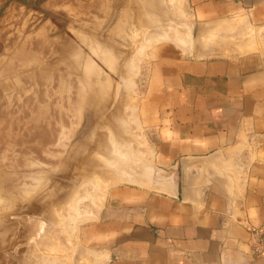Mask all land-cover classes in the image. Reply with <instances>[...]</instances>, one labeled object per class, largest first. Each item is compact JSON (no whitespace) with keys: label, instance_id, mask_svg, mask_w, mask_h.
Listing matches in <instances>:
<instances>
[{"label":"rangeland","instance_id":"rangeland-1","mask_svg":"<svg viewBox=\"0 0 264 264\" xmlns=\"http://www.w3.org/2000/svg\"><path fill=\"white\" fill-rule=\"evenodd\" d=\"M124 1L117 11L113 0L95 8L90 4L99 0H0V86L7 90L5 117L0 122V264H28L37 258L43 264H86L90 251L85 250L80 232L97 220L109 190L129 183L148 186L102 170L122 165L106 155L109 150L104 143L116 144L111 125L117 117L112 116L124 113L134 137L132 151H114L127 158L123 166L131 175L144 180L139 170L147 164L154 168L151 137L157 117L152 103L156 68L161 59L191 54L198 27L188 0H180L177 14L193 24L191 36L187 34L190 45L183 40L154 41L142 56L137 51L143 32L138 5ZM42 35L49 37L47 47L35 48L29 55V47L41 41ZM67 41L75 49L70 60L58 50ZM23 46L26 54H19ZM129 57L137 64V72H132L131 97L126 98L120 85ZM87 58L98 69L91 77L85 74ZM77 59L79 67H68L69 61L72 65ZM79 79L98 80L97 95L78 99ZM31 99L45 104L43 115L37 114L38 106H32ZM123 102L131 107L124 109ZM44 223L50 232L39 236Z\"/></svg>","mask_w":264,"mask_h":264},{"label":"crops","instance_id":"crops-1","mask_svg":"<svg viewBox=\"0 0 264 264\" xmlns=\"http://www.w3.org/2000/svg\"><path fill=\"white\" fill-rule=\"evenodd\" d=\"M188 3L208 48L160 60L152 182L109 190L80 232L86 264H264V0Z\"/></svg>","mask_w":264,"mask_h":264},{"label":"bare ground","instance_id":"bare-ground-1","mask_svg":"<svg viewBox=\"0 0 264 264\" xmlns=\"http://www.w3.org/2000/svg\"><path fill=\"white\" fill-rule=\"evenodd\" d=\"M104 1L105 0H99V2H96V3H93V4H90L91 6L90 7H93V8H95V7H97L98 5H101V6H104L105 4H104ZM132 1V0H131ZM135 3H137V10H138V15H139V22L141 23V25L140 26H142V29H143V32L141 33L142 34V41H141V43L139 44V46H137V51L141 54V53H143L144 51L143 50H146V48L145 47H147V45L148 44H150V43H154V41H167V40H173V41H175V43H177L176 41H180V42H182V40L184 41V43H185V45H190V43L192 42V40H189L188 38H187V34L188 35H190L191 36V33H192V30H193V24H189L186 20H184V19H182L178 14H177V10H179L178 8V4H179V2H180V0H133ZM167 1H169V3L172 5V7L170 8L169 6H168V3H167ZM93 2V1H92ZM114 2V3H113ZM113 2H111V3H113L114 5H115V8H116V10L118 11V8L119 7H124V0H113ZM133 2V3H134ZM126 3V2H125ZM133 3H132V5H133ZM118 6V7H117ZM135 6H136V4H135ZM134 8V7H133ZM136 8V7H135ZM134 8V9H135ZM125 9V8H124ZM122 10V9H121ZM136 10V9H135ZM137 15V12L135 13L134 12V15ZM109 15V14H108ZM107 15V16H108ZM116 15V14H115ZM115 15H114V17H115ZM136 17V16H135ZM134 17V18H135ZM117 18V17H116ZM115 18V19H116ZM118 19H119V16H118ZM186 19V18H185ZM135 20H136V18H135ZM134 20V21H135ZM136 22H138L137 20H136ZM190 22V21H189ZM192 22V21H191ZM227 22V21H226ZM31 23V22H30ZM62 23V22H61ZM27 24L28 23H26V26H25V28L27 29ZM53 25H54V23H53ZM60 25V24H59ZM32 26V25H31ZM46 26V25H45ZM44 26V27H45ZM67 26V25H66ZM139 26V27H140ZM233 26V25H232ZM24 27V26H23ZM33 27H35V26H33ZM32 27V28H33ZM53 27H55V25L53 26ZM57 27H58V25H57ZM22 28V27H21ZM24 28V29H25ZM70 28H71V26H70ZM47 29V28H46ZM51 29H52V27H51ZM59 29V28H58ZM57 29V30H58ZM32 30V29H31ZM50 30V29H49ZM140 30V29H139ZM24 31V30H23ZM29 31V30H28ZM27 31V32H28ZM36 31V30H35ZM39 31H40V29H39ZM141 31V30H140ZM236 31V30H235ZM19 32H20V30H19ZM32 32H34V31H32ZM44 32V31H43ZM46 32V31H45ZM59 32H61V31H59ZM71 32V31H70ZM69 32V33H70ZM21 33V32H20ZM37 33V32H36ZM35 33V34H36ZM38 33H40V32H38ZM37 33V34H38ZM50 33V32H49ZM65 33V32H64ZM234 34H235V32H233ZM233 33H231V34H233ZM34 34V35H35ZM61 34V33H60ZM140 34V33H139ZM138 34V35H139ZM233 34V35H234ZM47 35V34H46ZM66 35H67V33H66ZM74 35V34H73ZM237 35H238V32H237ZM27 35H25V37H26ZM29 36V35H28ZM32 36H33V34H32ZM37 36V35H36ZM39 36V35H38ZM48 36V35H47ZM53 36V35H52ZM51 36V37H52ZM232 36V35H231ZM235 36V35H234ZM30 37H31V35H30ZM44 39H43V38ZM42 37H41V41L39 40V39H37L35 42V44H33L32 46H30L29 47V50H28V54L30 55L33 51H34V49L35 48H42V49H45L46 47H47V45H48V40H49V37L47 38V37H44V35H42ZM229 37V36H228ZM7 38V37H6ZM26 38H28L29 40H30V38L29 37H26ZM47 38V39H46ZM31 39H32V37H31ZM55 39H56V37H55ZM61 39V38H60ZM190 39H191V37H190ZM19 40H20V38H19ZM25 40V39H24ZM33 40V39H32ZM52 40V39H51ZM50 40V41H51ZM54 40V39H53ZM56 40H59V39H56ZM40 41V42H39ZM60 41V40H59ZM58 41V42H59ZM64 41V40H63ZM23 42V41H22ZM25 42H26V40H25ZM24 42V43H25ZM57 42V41H56ZM62 42V41H61ZM7 43V42H6ZM27 43V42H26ZM187 43V44H186ZM54 44V43H53ZM60 44V43H59ZM228 44V43H227ZM19 45H21V44H19ZM56 45H58V44H56ZM138 45V44H137ZM179 45V44H178ZM180 45H181V43H180ZM179 45V46H180ZM184 45V46H185ZM223 45V44H222ZM58 47V46H57ZM211 47V46H210ZM52 48V47H51ZM183 48H185V47H183ZM187 48V47H186ZM189 48V47H188ZM188 48H187V51H188ZM8 49V48H7ZM18 49V48H17ZM95 49V48H94ZM15 50H16V48H15ZM53 50V49H52ZM58 50H59V52H61L63 55H65V56H67L68 58H69V60H70V58H71V54L73 53V51L75 50V49H73L72 47H71V41H67V42H63V44H61V45H59V47H58ZM184 50V49H183ZM213 50V49H212ZM7 51V50H6ZM94 51V50H93ZM9 52V51H8ZM54 52V51H53ZM97 52V51H96ZM137 52V53H138ZM18 53L19 54H26V51H25V48H24V46L23 47H20L19 49H18ZM138 53V54H139ZM53 54H55V53H53ZM139 54V55H140ZM204 54V53H203ZM61 55V54H60ZM98 55H100V54H98ZM102 55V54H101ZM100 55V56H101ZM139 55H137V56H139ZM142 55V54H141ZM144 55H146V52H145V54ZM40 56H42V55H40ZM49 56V55H48ZM47 56V57H48ZM53 56V55H52ZM89 56V55H88ZM95 56H97V54L95 55ZM143 56V55H142ZM53 58V57H52ZM66 58V57H65ZM90 58V57H89ZM98 58H99V56H98ZM101 58V57H100ZM104 58V57H103ZM126 58V57H125ZM130 58V57H129ZM140 58H142V57H140ZM33 59V58H32ZM44 59V58H43ZM63 59V58H62ZM91 59V58H90ZM102 59V58H101ZM38 60V59H37ZM64 60V59H63ZM87 60H88V58H87ZM135 60H138V58L137 59H135ZM13 61V60H12ZM18 61V60H17ZM99 61V60H98ZM101 61V60H100ZM102 61H103V59H102ZM127 62L124 64L125 66V73L123 74V76H121V95L122 96H124V97H131L130 96V87H133L132 85H133V79H132V77L133 76H131L133 73V71L134 70H136L135 72H137V68H136V65L137 64H135V62L133 61V59H129V60H126ZM11 62V61H10ZM124 62H125V59H124ZM123 62V63H124ZM12 63V62H11ZM31 63V62H30ZM29 63V64H30ZM103 63V62H102ZM137 63V62H136ZM2 64V63H1ZM20 64V63H19ZM32 64V63H31ZM104 64V63H103ZM79 65H80V61H79V59H77L76 61H74V62H72V65H70V61H69V66L68 67H70V68H77V67H79ZM36 66V65H35ZM58 66V65H57ZM123 66V65H122ZM86 70H85V74L86 75H88L89 77H91V75H95V74H97L98 73V69L94 66V64L91 62V61H87V63H86ZM41 68H42V66H41ZM69 68V69H70ZM54 69V68H53ZM52 69V70H53ZM50 71H51V67H50V69H49ZM65 70V69H64ZM121 70V69H120ZM39 71H40V69H39ZM43 71V70H42ZM54 71V70H53ZM10 72V71H9ZM34 72V71H33ZM54 72H56V71H54ZM66 72V71H65ZM123 72V71H122ZM134 72V73H135ZM6 73H8V72H6ZM46 73V72H45ZM61 72H59V74H60ZM27 75H28V73H27ZM53 75V74H52ZM122 75V74H121ZM135 75V74H134ZM21 76V75H20ZM59 77V76H58ZM60 78H61V74H60ZM64 78H65V76H64ZM14 80V79H13ZM44 80V79H43ZM61 80H62V78H61ZM31 81V80H30ZM45 81H47V80H45ZM63 81V80H62ZM79 81H80V96H78V99H80L81 101H85L88 97V95H97V93H98V87L96 88V85L97 84H99V81L98 80H93V79H88V80H83V79H79ZM58 82H60L61 83V81H58ZM35 83V82H34ZM47 83V82H46ZM98 86V85H97ZM132 92V91H131ZM132 94H133V92H132ZM131 94V95H132ZM87 97V98H86ZM131 102V101H130ZM55 106V105H54ZM119 106H121V103L119 104ZM122 106H123V108L124 109H126V108H128V107H131V105L129 104V102H123V104H122ZM117 107V106H116ZM41 108V107H40ZM122 108V107H121ZM120 107H119V109H121ZM123 109V110H124ZM37 110H40V109H38L37 108ZM115 110V109H114ZM116 111H118L119 112V110H118V108H117V110ZM114 112V111H113ZM115 113V112H114ZM119 114V113H118ZM117 114V116H112L113 115V113H112V118L113 117H117L115 120H114V124H113V122H112V124L113 125H111V126H114V136H115V139H116V146L113 144V146L110 144V146H109V144H106V143H104L105 144V148L107 149V151H108V153L106 154V155H108L107 157H108V160L110 161L111 159H112V161L113 160H115L116 162H117V164L118 163H122V165H117V166H115V167H112V166H110V165H106L107 166V168H103L102 170L104 171V172H109L110 174L112 173V175H118L117 176V178H122V179H124V180H128V181H132V182H137V183H145V184H147L148 186H150V184H151V182H152V175H153V173H154V168L152 167L153 165L151 164V165H144V169H140V166H139V171H141L140 172V174L144 177V180H140V179H137L136 177H134L133 175H131L128 171H127V168L126 167H124L123 166V164H127V158L126 157H123V156H121L119 153H116V151H114V150H122L121 152H123V151H132L133 149H132V147H131V143L134 141V137L131 135V133H130V131H129V127H128V119L126 118V116H124V115H122V114H124V113H120L119 115ZM111 117H110V119H112ZM109 119V118H108ZM109 119V120H110ZM12 120V119H11ZM108 120V121H109ZM111 123V122H110ZM10 125H12L11 123H10ZM105 134V133H104ZM106 135V134H105ZM102 136H103V133H102ZM101 139V138H100ZM103 140L105 139V138H102ZM101 139V140H102ZM114 139V140H115ZM100 140V144H101V142L103 141H101ZM105 142V141H104ZM104 144H103V147H104ZM101 147V146H100ZM102 148V147H101ZM105 148H103V150L105 149ZM134 152V151H133ZM133 152H131V153H133ZM132 155V154H131ZM128 156H129V152H128ZM133 156V155H132ZM129 157H131V156H129ZM131 159V158H130ZM114 161V162H115ZM132 163V162H131ZM144 163H146V161L144 162ZM147 163H149L148 161H147ZM129 165H130V163H129ZM141 165V164H140ZM142 168H143V165H142ZM102 172V171H101ZM163 175H165V174H163L162 173V175L161 176H163ZM169 176V175H168ZM167 177V176H166ZM168 178V177H167ZM95 182V181H94ZM157 183V182H156ZM162 184V183H161ZM160 184V185H161ZM157 185H159V184H157ZM159 185V186H160ZM164 185H165V183L164 184H162V186L164 187ZM166 186V185H165ZM167 186H170L169 184L167 185ZM163 187H162V189H163ZM160 189V188H159ZM158 189V190H159ZM168 189V188H167ZM82 192V191H81ZM101 204V203H100ZM101 206H103V205H101ZM99 207V206H98ZM100 208V207H99ZM50 213V212H49ZM49 215V214H48ZM46 217H49L50 219L49 220H51L50 222L51 223H53V224H56V222H54V220H52V218H51V216L49 215V216H46ZM67 217H68V214H67ZM48 220V219H47ZM46 223H47V221H46ZM49 226V225H48ZM50 229H48V227L47 226H45V223H44V225H43V227L41 228V232H40V234H39V236L42 234V235H46V234H48L50 231H49ZM41 235V236H42ZM39 241H41V238H39ZM61 260V259H60ZM59 261V260H58ZM28 264H43L42 262H40V260H38V258L36 259V260H34V261H30Z\"/></svg>","mask_w":264,"mask_h":264},{"label":"water","instance_id":"water-1","mask_svg":"<svg viewBox=\"0 0 264 264\" xmlns=\"http://www.w3.org/2000/svg\"><path fill=\"white\" fill-rule=\"evenodd\" d=\"M219 34H221V32H218ZM220 38H218L217 42H210L211 46L212 45H217V46H221L222 43V39H221V35H219ZM204 31L202 27L198 28V32L196 34V43H195V50H196V56H200L199 54V50L202 48H208V42L206 41V39L204 38ZM187 181H188V175L187 174H182V186L185 187L187 185Z\"/></svg>","mask_w":264,"mask_h":264},{"label":"built area","instance_id":"built-area-1","mask_svg":"<svg viewBox=\"0 0 264 264\" xmlns=\"http://www.w3.org/2000/svg\"><path fill=\"white\" fill-rule=\"evenodd\" d=\"M257 240L255 242V254L264 260V224L255 232Z\"/></svg>","mask_w":264,"mask_h":264}]
</instances>
